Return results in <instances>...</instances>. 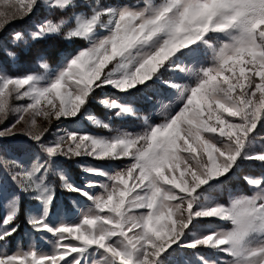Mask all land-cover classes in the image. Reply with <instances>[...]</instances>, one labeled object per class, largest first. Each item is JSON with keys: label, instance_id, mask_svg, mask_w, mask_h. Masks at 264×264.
Masks as SVG:
<instances>
[{"label": "snow or ice", "instance_id": "1", "mask_svg": "<svg viewBox=\"0 0 264 264\" xmlns=\"http://www.w3.org/2000/svg\"><path fill=\"white\" fill-rule=\"evenodd\" d=\"M46 3L63 10L74 0ZM40 4L16 0L11 12H0V35L11 21L39 12ZM74 22L65 33V21L47 20L30 34L32 41L62 35L88 42L58 71L0 75V122L16 114L13 123L0 129V137L26 136L46 154L30 169L16 160L5 161L17 194L0 219V242L19 228L20 193L42 205L41 214H30L31 228L55 237L51 255L17 251L0 254V264H192L187 257H176L183 249L198 247L223 254L210 260L197 251L198 264H264V182L246 176L258 191L228 205L203 198V192L222 186L242 161L264 162V147L252 151L258 126L264 128V0H162L144 8L101 6L97 0L90 15H77ZM100 29L107 35L97 38ZM213 35L218 44L210 42ZM14 40L28 44L20 31ZM202 48L211 51V66L193 70L181 65L182 57H196ZM41 66L48 69L47 63ZM161 69L190 73L195 81L165 82L180 90L181 106L164 113L159 124L145 120L142 132L116 131L111 137L57 127L56 140L44 142L50 128L37 127L36 117L49 124L76 118L87 112L97 89L110 86L130 93L138 86L147 88L148 81L160 79ZM102 103L118 117L136 114L132 106L116 100ZM102 127L111 131L107 123ZM57 156L127 163L115 172L80 165L85 173L104 178L86 181L83 187L59 172L62 186L91 206L78 222L54 227L49 211L55 190L46 178ZM94 188L101 191L94 193ZM198 218H218L230 227L195 234L190 226ZM92 255L100 259L89 261Z\"/></svg>", "mask_w": 264, "mask_h": 264}, {"label": "rangeland", "instance_id": "2", "mask_svg": "<svg viewBox=\"0 0 264 264\" xmlns=\"http://www.w3.org/2000/svg\"><path fill=\"white\" fill-rule=\"evenodd\" d=\"M101 6H131L135 8H144L148 3L157 5L162 0H98ZM16 0H0V12H11L12 5ZM97 6V0H74V5L66 9H50L46 0H41L40 11L24 19L11 21L0 35V75H49L58 71L68 58L74 55L79 49L88 47V42L81 38L65 40L62 35H53L43 41H32L31 32L36 26L51 20L54 23L65 21L63 31L75 26L74 18L77 15L86 16L91 14L93 7ZM105 22L107 18L105 17ZM20 31L28 44L23 40L15 41L14 33ZM107 35V31L100 29L97 32V38ZM218 44L213 35L210 41ZM11 52L14 55L9 56ZM213 62L212 53L206 48H202L196 57H182L181 65L185 68L199 70L201 67L211 66ZM48 64L45 70L41 65ZM112 68L110 63L105 69L107 72ZM159 80L148 81L149 87L138 86L139 90L132 89L130 93L120 92L110 86L97 89L91 101L87 105V112L78 117L68 120L55 121L51 124L43 116L36 117L37 127H49L50 131L45 135L44 142L50 144L56 140V128H68L72 131L91 134L97 137H111L116 131H126L132 133L142 132L147 124H159L164 113H175L180 108V90L169 87L165 82L173 81L181 85H191L195 81V76L190 73H181L178 70L163 71ZM116 100L120 103L133 107L135 115L116 116L114 109L106 107L102 101ZM13 104H21L24 101H13ZM89 116L92 119H89ZM28 117L26 116V119ZM16 119L15 113H9L8 117L0 122V129L13 123ZM100 121V124L94 123ZM107 123L109 128L102 127ZM257 140L252 149L253 152H259L264 147V128L259 127L256 130ZM46 159V154L41 152L38 145L28 137L17 135L15 137H0V177H3V185L0 187V219L6 215L9 201L17 194V189L10 179L5 168V161L16 160L26 169H30L36 162V158ZM126 159L120 161L98 160L91 157H74L67 159L63 156L54 158L52 170L47 176V182L55 190V199L49 211V223L52 226H58L62 223H76L82 217V214L91 206V202L78 193L70 192L62 185L59 172H63L68 180L79 187H83L86 181L99 180L104 182V178L95 175H89L83 171L80 165L95 166L109 172H115L125 166ZM10 167V165H9ZM252 177L264 182V162L260 161H242L241 167L235 171L222 186L209 189L203 192V198L208 203H220L228 205L231 200L240 196L255 195L258 189L250 185L244 178ZM94 193H99L100 188L91 189ZM199 191V190H198ZM20 195L21 211L17 217L16 223L19 228L16 233L8 237L6 241L0 242V254L12 255L17 251L37 250L39 253L51 255L54 253L55 237L46 231H35L31 228L28 220L31 215L42 213V205L27 195ZM75 202V203H73ZM230 225L220 221L218 218H198L190 226L195 234H207L209 231L226 230ZM191 239V236L189 237ZM210 260H215L218 255L205 248L198 247L196 250L183 249L182 255L176 259L185 257L192 260V264H198L196 252ZM98 255L88 257V260H99Z\"/></svg>", "mask_w": 264, "mask_h": 264}, {"label": "trees", "instance_id": "3", "mask_svg": "<svg viewBox=\"0 0 264 264\" xmlns=\"http://www.w3.org/2000/svg\"><path fill=\"white\" fill-rule=\"evenodd\" d=\"M126 2H128V0H126Z\"/></svg>", "mask_w": 264, "mask_h": 264}]
</instances>
